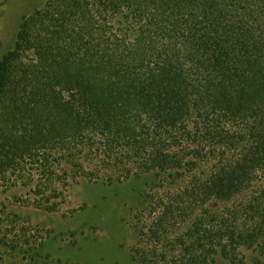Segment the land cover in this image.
Masks as SVG:
<instances>
[{"label":"trees","instance_id":"1","mask_svg":"<svg viewBox=\"0 0 264 264\" xmlns=\"http://www.w3.org/2000/svg\"><path fill=\"white\" fill-rule=\"evenodd\" d=\"M75 177L143 186L136 264H264V0L23 18L0 60V189L55 208Z\"/></svg>","mask_w":264,"mask_h":264},{"label":"rangeland","instance_id":"2","mask_svg":"<svg viewBox=\"0 0 264 264\" xmlns=\"http://www.w3.org/2000/svg\"><path fill=\"white\" fill-rule=\"evenodd\" d=\"M46 1L0 0V60L22 19ZM143 190L130 179L75 177L50 201L52 208L21 184L1 188L0 264H136L132 252L143 243L134 226L146 205Z\"/></svg>","mask_w":264,"mask_h":264}]
</instances>
